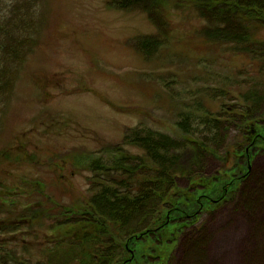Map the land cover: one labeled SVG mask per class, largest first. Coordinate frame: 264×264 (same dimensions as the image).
<instances>
[{
  "label": "rangeland",
  "instance_id": "1",
  "mask_svg": "<svg viewBox=\"0 0 264 264\" xmlns=\"http://www.w3.org/2000/svg\"><path fill=\"white\" fill-rule=\"evenodd\" d=\"M34 1L33 13L29 5L24 13L30 12L26 18L33 17L36 31L15 64L13 91L0 102V150L19 143L30 163L0 164V185L13 178L19 185L41 180V191L50 197L79 202L92 193L91 172L71 160L96 150L110 164V147L144 154L124 141L134 130L149 135L145 144L159 148L156 157L179 170L180 188L200 177H224L225 168L245 175L244 155L232 153L227 164L224 158L247 145L237 109L264 119V70L232 48L242 35L233 16L171 6L166 17L172 31L166 33L149 17V10L156 12L154 0ZM21 6L0 21L17 22ZM206 16L221 20L218 44L199 47ZM150 131L163 135L153 138ZM250 148L249 175L178 231L166 264H264V143ZM161 149L170 152L167 158ZM16 190H3L0 200L13 199ZM39 191L35 185L33 193ZM122 212L123 206L117 213ZM7 215L0 208V219ZM129 215L133 226L140 218L136 211Z\"/></svg>",
  "mask_w": 264,
  "mask_h": 264
},
{
  "label": "trees",
  "instance_id": "2",
  "mask_svg": "<svg viewBox=\"0 0 264 264\" xmlns=\"http://www.w3.org/2000/svg\"><path fill=\"white\" fill-rule=\"evenodd\" d=\"M0 2L2 18L12 16L17 3L22 5L19 9L23 12L16 18L17 22L6 25L0 21V102L3 103L13 91L15 64L21 50L27 44L31 45L36 25L32 16L26 18L30 12L24 13L26 5L33 13L34 0ZM153 3L156 12L149 10V17L160 32L164 28L166 33L172 31L166 17L171 6L199 7L215 15L227 13L233 16L242 35L232 42L239 49L232 48L244 54L258 70H264V0H154ZM213 16H206L207 23L200 27L199 38L204 42L197 45L199 47L207 43L218 44L215 31L221 20H215ZM226 18L222 17L223 20ZM237 110L243 116L240 131L246 135L247 145L231 154L227 151L224 162L227 164L232 153L244 155L246 177L252 162L250 144L264 143V119L252 115L250 110ZM150 132L153 138L163 135ZM148 137L143 131L134 130L127 132L124 138L128 144L143 148L144 154L110 147L107 153L111 157L110 164L102 162L101 156L95 155L96 150L79 154L82 161L71 160L75 167L91 172L88 181L92 193L79 202L68 204L50 197L41 191V180L29 178L27 183L19 185L13 178L8 185H0V193L10 188L19 189L14 192L13 199L4 195L0 200V208L8 214L0 219V264H166L178 231L190 222L194 223L201 211L209 210L234 192L244 176L236 177L233 174L235 168H225L226 177H200L191 181L188 188H180L179 170L171 165V161H160L156 157L159 148L146 145ZM185 138L193 141L191 136L185 135ZM165 140H169L166 135ZM162 151V156L167 158L170 152ZM29 155L18 143L12 150H0V164L30 163ZM69 157L72 158V154ZM35 185L40 188L38 195L33 193ZM214 194H217L216 199H212ZM121 206L126 212L117 213ZM133 211L140 219H134L131 226L127 223L133 219L129 215Z\"/></svg>",
  "mask_w": 264,
  "mask_h": 264
}]
</instances>
